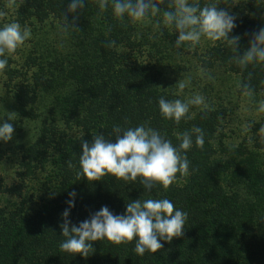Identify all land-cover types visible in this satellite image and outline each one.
<instances>
[{
	"label": "trees",
	"instance_id": "trees-1",
	"mask_svg": "<svg viewBox=\"0 0 264 264\" xmlns=\"http://www.w3.org/2000/svg\"><path fill=\"white\" fill-rule=\"evenodd\" d=\"M6 2H0L2 9ZM68 3L24 0L13 10L15 22L39 28L42 34L25 56V69L11 68L7 58L3 72L6 111L18 114L15 137L26 123L34 131L6 148L19 170L9 185L0 176V264H264V137L226 144L221 132L226 111L220 105H210L214 110L207 118L192 106V119L179 125L165 120L159 98H180L161 82L160 54L171 49L164 39L168 28L162 19L158 31L163 35L156 38L151 25L124 27L110 13L98 16L95 0H85L79 30L65 33L60 29ZM221 3L237 15L238 27L230 36L240 35V47L246 50L249 36L245 33L264 26V0ZM110 41H115L111 48ZM145 45L153 51L151 55L147 51L148 60L140 59ZM230 55L226 45L213 42L199 63L204 69L220 68L236 78L238 94L243 93L238 85L249 82L251 72L254 94L263 92L264 67L250 66L242 72L229 63ZM6 111L0 123L7 118ZM144 123L177 147L179 133L193 127L205 133L203 149L195 145L193 136V147L187 152L190 174L178 176L167 191L157 186L149 193L139 180L126 183L111 176L90 184L68 167L71 162L79 168L82 136L89 142L96 134L114 140V125L126 129ZM3 144L0 160L7 156ZM73 191L71 224L78 225L102 206L120 215L128 202L168 198L188 214L185 233L171 243L162 242L163 248L153 255L138 256L134 242L116 246L100 240L93 243L95 251L89 257L72 256L59 246L65 239L60 228L62 213Z\"/></svg>",
	"mask_w": 264,
	"mask_h": 264
},
{
	"label": "clouds",
	"instance_id": "clouds-1",
	"mask_svg": "<svg viewBox=\"0 0 264 264\" xmlns=\"http://www.w3.org/2000/svg\"><path fill=\"white\" fill-rule=\"evenodd\" d=\"M24 0H7L5 7L18 10ZM221 0H95L97 15L110 13L117 24L127 27L129 23L151 25L161 28V19L165 28L177 33L175 48L187 46L194 49L202 40L220 42L230 50L229 63H235L241 71L250 66L264 67V26L258 31L245 33L249 36L246 50L240 47L241 36L230 33L238 27L237 15L229 8L221 7ZM226 5V4H225ZM85 7V0H69L67 12L63 13L61 31L79 30L80 10ZM71 13V20L69 18ZM7 15L0 11V18ZM158 17L160 19H158ZM111 31V29H109ZM163 35V32L160 33ZM31 39V29L22 27L18 22L3 23L0 26V74L8 64L7 57L15 54L26 41ZM110 41L108 47H113ZM201 75H208L207 70L200 69ZM252 73L248 72V81L238 85L243 95L251 104L254 90L250 84ZM211 79L210 76H208ZM191 76L179 80L176 84L180 92L189 87ZM197 106L207 118L214 109L206 102L202 94L191 96L187 100H168L163 96L158 100L161 116L179 125L182 120H190V107ZM258 112L264 113V100L259 102ZM16 112H7V118L0 123V142L7 143L13 139ZM251 123H245V131H250ZM264 132V128L260 129ZM114 140L106 139L103 134H96L91 142L81 138L79 168L68 162V167L76 170L77 178L81 176L90 184L102 181L105 176L114 177L124 182L139 180L144 190L151 193L157 186L167 191L179 177H187L190 161L187 152L195 145L203 149L205 133L200 127L178 134L180 143L174 146L171 140L147 126L146 123L136 127L121 128L113 126ZM114 141V142H113ZM68 208L62 213L60 224L65 239L60 243V250L72 256L87 258L94 253L93 243L106 240L112 245H129L134 242L138 256L145 253L152 255L163 248V243H171L185 233L187 212L179 210L168 198L137 199L126 204V212L116 215L107 206L90 215L78 225L71 224L70 210L74 207L76 193H69Z\"/></svg>",
	"mask_w": 264,
	"mask_h": 264
},
{
	"label": "rangeland",
	"instance_id": "rangeland-1",
	"mask_svg": "<svg viewBox=\"0 0 264 264\" xmlns=\"http://www.w3.org/2000/svg\"><path fill=\"white\" fill-rule=\"evenodd\" d=\"M2 0H0L1 2ZM3 9L0 7V11H5L7 15L0 18V26L3 23L15 22L14 11L7 9L5 4ZM31 29V39L26 41L25 44L17 50V52L7 58L10 61V67L15 69H25V56L31 51L35 41L41 37L39 28ZM177 33L168 28V35L165 36L168 45L171 49L161 51L163 73L161 77L162 86L172 90L177 97L182 100H187L191 96L196 94H202L206 98V102L209 105H220L225 108L226 116L222 121L221 132L224 136V142L229 145H236L242 140L251 141L255 136L259 139L264 137V132L260 129L264 128V113L258 112L259 102L264 100V91L259 94H254V99L251 104L248 103L247 97L237 92V80L231 75L224 73L220 68L206 69L208 75H201V64L199 59L205 55L206 49L212 45L213 42L202 40L199 45L194 49L189 50L187 46L180 49L175 48V40ZM160 33L156 29L155 37H159ZM176 36V37H175ZM147 51L150 55L153 53L148 46H144V53L140 55V59L148 60ZM191 76V82L183 92L177 88L176 84L179 80L185 79ZM211 77V79L208 78ZM5 76L0 74V122L2 121V113L7 109V88L5 87ZM197 106H193L196 108ZM7 112V111H6ZM245 123H251L252 127L250 131H245ZM259 124V128L256 129V125ZM33 125L26 123L24 131L21 135L13 136V139L3 144L2 150L7 153V156H3L0 160V176L3 179L4 184L9 185L15 176V171L19 170L15 157L9 155L7 147L12 146L14 140H18V137L24 135V137H30L33 133ZM7 198V197H5ZM4 199V198H3Z\"/></svg>",
	"mask_w": 264,
	"mask_h": 264
}]
</instances>
